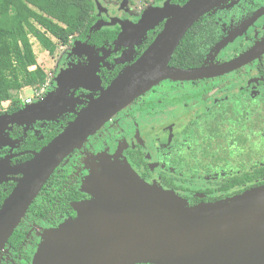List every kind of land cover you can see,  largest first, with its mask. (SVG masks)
I'll return each instance as SVG.
<instances>
[{
	"label": "flooded vegetation",
	"instance_id": "af4514ba",
	"mask_svg": "<svg viewBox=\"0 0 264 264\" xmlns=\"http://www.w3.org/2000/svg\"><path fill=\"white\" fill-rule=\"evenodd\" d=\"M123 1L126 0L118 4L103 1V7H96L95 23L101 22L102 29L116 32V38L102 42L90 36L84 40L73 39L56 57V65L51 73L54 78L44 99L28 106L45 109L57 91V77L75 70H88L89 74L94 72L98 75L99 83L90 85L95 88L94 92L71 87L56 109H46L49 120H27L22 125H10L2 133L0 163H5V166L0 168V209L21 178L12 176V170L42 151L75 120V112L88 106L86 102L90 96H100L103 89H107L127 67L135 63L163 31L167 19L146 35L135 34L132 30V38L118 47L116 43L122 33L121 23L137 25L146 17L143 15L144 8L160 10L167 4L184 6L189 0H138L137 8L133 10L122 8ZM128 2L132 3L133 0ZM204 18L207 19L206 23L213 24L216 33L209 32L204 42L210 48L205 53L201 67L230 63L264 42V0H232ZM235 41L237 44L232 50H224ZM78 42L82 45L77 50L80 56L73 55ZM87 50L92 52L89 57L85 55ZM170 66L178 68L171 63ZM247 74L246 86L230 87L232 79H241ZM75 77L79 81V76L73 74L69 77L71 85L75 84ZM224 82L227 86L223 85ZM236 88L239 92L224 95ZM209 96L213 97L212 101L201 110L193 106V101H201ZM5 104L0 108V117L18 114L26 108L24 105L14 112L9 103ZM257 106L264 109V54L242 68L218 77L195 81H163L117 114L60 166L57 170L58 182L49 185L44 192L42 190L40 198L36 199L16 229L15 233L19 231L23 239L20 243L18 240L13 244L9 241L0 259L7 249L22 254L37 233L35 224L46 223L48 229L53 230L78 217L74 206L92 200L93 197L83 191L84 184L97 168L103 157L101 154L107 150L101 154L95 152L92 161L89 152L84 151L92 150L93 146L98 148L100 143L97 140L101 133L119 117H122V123L130 121L137 127L144 120L145 127L154 134L150 140L143 142L138 132L133 135L119 133L118 145L109 149L110 154L117 156L111 159L120 164H129L143 181L175 193L190 207L237 197L234 191H223L224 183L227 176L252 166V137L262 134L254 130L255 136H252V115ZM240 136L247 139V145L242 150L244 159L239 153L241 149L234 145ZM77 158L78 161L84 160V167H79L81 172L71 165L76 163ZM213 158L216 160L213 161ZM86 161L89 166H86ZM68 171L76 173L73 175H81L78 183H69L73 176H69ZM196 180L200 183L194 182ZM226 195L228 197L224 199ZM28 261L31 263V257H28Z\"/></svg>",
	"mask_w": 264,
	"mask_h": 264
},
{
	"label": "water",
	"instance_id": "95a60500",
	"mask_svg": "<svg viewBox=\"0 0 264 264\" xmlns=\"http://www.w3.org/2000/svg\"><path fill=\"white\" fill-rule=\"evenodd\" d=\"M230 1L167 4L163 9H153L137 25L121 23L118 47L132 38V30L146 35L167 19L163 31L135 63L103 89L100 96H90L88 106L75 112V120L42 151L12 170V176L21 178L0 209V255L60 166L136 99L163 81L218 77L264 54L262 42L221 66H170L187 33L206 15ZM97 8H101L98 2ZM102 27L98 22L92 32ZM81 46V42L76 43L73 55L80 56L77 50ZM90 54L85 52L88 57ZM73 74L79 76V81L75 77V84L71 85L69 77ZM99 80L97 74H89L88 70L60 74L56 79L57 91L45 109L27 105L18 114L0 117V142L10 125L49 120L46 109H56L69 88L93 93L95 88L90 85ZM4 164L0 163V168ZM103 168L84 184L83 191L92 200L74 206L78 213L75 220L48 232L34 264H264V186L227 201L190 207L175 193L147 184L128 165Z\"/></svg>",
	"mask_w": 264,
	"mask_h": 264
},
{
	"label": "trees",
	"instance_id": "16d2710c",
	"mask_svg": "<svg viewBox=\"0 0 264 264\" xmlns=\"http://www.w3.org/2000/svg\"><path fill=\"white\" fill-rule=\"evenodd\" d=\"M103 1L118 4L122 0ZM96 19L93 0H0V108L3 103H9L14 112L19 110L24 106V91L41 89L49 80V73L38 64L31 38L38 41L51 56L58 45L69 46L73 39L84 40L90 36L101 42L113 41L116 32L102 28L92 32L97 24ZM206 20H200L187 33L173 56L172 66L183 69L203 66L205 53L210 48L204 42L209 32L216 33L213 24L206 23ZM258 131L262 132L260 129ZM252 136H255L253 128ZM234 143L241 149L239 153L244 159L242 150L247 145V139L240 136ZM255 156L258 154H252L250 168L227 176L224 192L234 191L239 197L264 186V163H259ZM58 179L56 172L43 192ZM22 239L23 236L17 231L10 243L17 240L20 243Z\"/></svg>",
	"mask_w": 264,
	"mask_h": 264
},
{
	"label": "rangeland",
	"instance_id": "374dc122",
	"mask_svg": "<svg viewBox=\"0 0 264 264\" xmlns=\"http://www.w3.org/2000/svg\"><path fill=\"white\" fill-rule=\"evenodd\" d=\"M93 1L95 3L96 7H97V2L99 4L103 3V1L101 2L100 0H97V1L93 0ZM123 2H122L123 4L121 5L122 8H128V9L133 10L135 7L137 8L136 3L139 1L133 0V2L131 3V2H128V0H126ZM103 5L101 4V7H103ZM153 9H154L153 7L152 8H144L143 15L149 16ZM31 41L33 44L34 53L36 55L39 66L44 68L46 70V72H48L49 74L53 73V69L56 65V60H57L56 57L61 52L64 51L63 46L58 45L55 55L51 56L49 54V52H47L43 47H41V45L38 43V41H36L34 38H31ZM56 44H58L57 41H56ZM236 44H237V41H235L232 46H226L224 50L227 51V50H230L231 48L233 49ZM34 69L35 68H32V70H34ZM252 74H253V71H252ZM248 76H249V74L242 76L241 79H238V78L232 79L231 80L232 85L230 87H233L235 85H236L235 87L242 86V85L246 86V80H247ZM223 85L227 86L225 82L223 83ZM237 92H239L238 88L231 89V90L227 91L226 93H224V95H226V94L231 95V94H234ZM31 95H32V89L31 90L29 89V90L24 91V93L22 94V97L28 98ZM212 99H213V97L209 96V97H206V99H202L201 101L200 100L193 101V106L194 107L197 106L196 109L200 108V110H201L206 104L211 102ZM3 105H6V104L3 103ZM145 124H146V121H144V120L142 121V124H140L139 127H137V125H135V124H132V122H130V121L122 123V117H119L116 120H114L113 123H110L105 128V130L101 133V136L97 140L98 144L100 143L99 147L95 149L96 146H93L92 150L84 151V152H89L88 154L91 156V161H92L93 159H95L94 158L95 152H99L101 154L102 151L107 150L101 154L103 157L101 158L99 164L96 166L97 168L94 169L95 171L90 176H92L95 173H100L104 169L103 168L104 166H109V165L110 166L116 165V166H120V167L128 165L132 169V167L129 164H126V163L120 164V162L114 161L113 159H111V158H115L117 156H116V154H110L109 152H111V150H109V149H113L116 147V145H118V144H116V142L119 140V139H117L119 137V136H117L119 133L127 134V135H130V134L133 135V134L138 132V135H139V137H141V140H143V142L150 140L154 134L152 132H149V129H148V127H145ZM132 127H134V128H132ZM252 128L255 131H258L259 129L263 130L262 134H257V136L252 137V154H260V155L255 156V157L259 162H264V139H263L264 138L263 137L264 136L263 135L264 134V109L261 108L260 106H257L256 110L254 111V113L252 115ZM111 135L114 137L112 138ZM107 158H109L110 161ZM109 162H111V163H109ZM85 164H86V166H89V162L86 161ZM71 165L77 167V170H78L77 172H81V170H79V167H84V160L78 161V158H77L76 163L75 164L72 163ZM68 174H69V176H73L72 178H70V181H69V183L71 185L78 183L81 175L80 176H78V174L73 175L76 173L74 172L72 174L70 171H68ZM194 182L200 183V181H198V180H196ZM150 186H152V185H150ZM152 187H156V186L154 185ZM157 188H159V187H157ZM55 189H57V187ZM55 192H57V191H55ZM32 224H34V221L32 222ZM35 227H36L37 233L32 238V240L29 242L25 251L22 254H17L16 252H14V251L11 252V251H9V249H7L0 259V264H34V260H35L37 253H38L39 247L42 244L44 237L50 231L48 229V226L46 223H44V224H38L37 223V224H35ZM28 257H31V260H32L31 263L28 261Z\"/></svg>",
	"mask_w": 264,
	"mask_h": 264
},
{
	"label": "built area",
	"instance_id": "2783aa9c",
	"mask_svg": "<svg viewBox=\"0 0 264 264\" xmlns=\"http://www.w3.org/2000/svg\"><path fill=\"white\" fill-rule=\"evenodd\" d=\"M53 78H54L53 74L50 73L49 80L47 81V83L41 89H36V88L32 89V95L29 96L28 98H25L23 100V104L27 106L33 104L34 102L42 101L52 84Z\"/></svg>",
	"mask_w": 264,
	"mask_h": 264
}]
</instances>
